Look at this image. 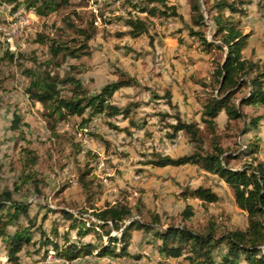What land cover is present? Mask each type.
I'll list each match as a JSON object with an SVG mask.
<instances>
[{
    "label": "trees",
    "instance_id": "1",
    "mask_svg": "<svg viewBox=\"0 0 264 264\" xmlns=\"http://www.w3.org/2000/svg\"><path fill=\"white\" fill-rule=\"evenodd\" d=\"M2 2L13 3L14 9L24 4L27 9H34L40 17H48L72 5L70 0H0V4ZM251 2L252 0H188L191 15L188 22L178 10L177 3L170 0H124L125 4L131 6L127 15H117L106 20L109 24L114 20L123 23L126 30L119 31V37L138 38L148 35L153 38L151 27L154 25V17L162 20L179 19L183 25L177 31L186 29L204 53H224L223 59L216 61L213 80L201 81L205 88L211 87V91L202 100L201 120L183 119L179 110L174 114L159 113L162 120H167L168 116L174 118V121L168 123L170 131L166 133L167 137L174 141L183 133L193 146V151L172 156L153 150L145 155L144 163L161 168L191 165L208 174L217 175L233 189L236 205L247 214L246 227H228L211 217L201 229L192 228L186 222L193 219L195 206L189 202L180 212L181 223H176L173 217L164 218L157 210L147 207L143 198L144 189L140 190V195L133 203L124 197L115 202L106 201L103 205H97L95 198L101 185L94 173L92 161L98 155L88 150L85 154L87 160L81 166L78 155L83 149L81 144H75L74 160L78 164L77 180L84 193L83 206L78 212L65 207L49 209L51 212L61 213L65 221H69V226L63 233L62 242L58 240L60 232L57 226L50 231L42 230V236L37 240L32 231L35 221L29 217L30 204L14 198L15 191H19L25 183L33 184L41 192V179L35 169L39 154L25 146L21 148L23 168L20 181L15 183L13 190L0 191V236L6 244L8 260L18 264L21 260L20 253L25 248H37L38 253L40 246L46 248V253L52 250L58 258L70 262L87 255L117 258L133 256L139 259L141 255H134L129 247L133 233L141 231L152 233L150 242L165 260L183 257L188 264H264V158L260 156L263 139L255 134L247 143H239L238 149L231 150L223 146V135L218 129V118L222 113L227 115L226 128L233 121H249L245 122L242 135L259 128L264 119V113L248 117L242 110L245 105L264 108V57L255 59L245 54L252 33L243 29L241 17L247 14L245 6ZM262 5L264 6V0ZM98 17L99 15L93 14L92 19L86 20L75 9L64 14V27H61L60 35L38 34V40L48 46L50 57L43 62L34 58L22 70L29 80L25 92L33 101L42 103L51 138L59 144H62L61 139H67L68 136L59 132L58 124L73 116L81 117L79 126L82 129L87 128L94 117L100 116L112 129L131 134L128 127H120L113 121L129 118L134 110L131 108L132 104L120 107L113 100L120 89L138 84L137 79L129 72L119 71L117 80L105 84L95 93L78 76L89 70L82 63L70 64V69L76 73L70 72L65 76L55 74V69L68 60L78 61L92 54L90 42L99 31L96 23ZM210 26L211 37L203 29ZM177 38L183 41L181 36ZM7 59H14V54L9 50H5L0 57V63ZM240 93L241 96H238ZM164 96L167 104L175 107L172 94L167 92ZM133 105L139 106L137 103ZM23 125L22 116L18 111L14 112L11 128L19 131L25 139ZM94 136L104 141L106 147H110V142L103 136ZM239 160H243L241 166L232 164ZM181 195L185 200L199 199L205 207L220 200L213 187L203 184L186 186ZM22 216L27 217L28 223L21 222ZM11 226H15L12 232L9 231ZM89 236L93 239H87Z\"/></svg>",
    "mask_w": 264,
    "mask_h": 264
},
{
    "label": "rangeland",
    "instance_id": "2",
    "mask_svg": "<svg viewBox=\"0 0 264 264\" xmlns=\"http://www.w3.org/2000/svg\"><path fill=\"white\" fill-rule=\"evenodd\" d=\"M70 1L72 5L64 11L52 13L48 17L39 16L38 21L34 20L32 31L26 39L27 47L20 51L17 57L14 56L13 60H2L0 63V191L13 190L15 183L21 179V148L29 146L36 150L39 161L35 169L41 179V192H38L33 184L25 183L14 193L15 199L30 204L29 217L35 221L32 228L34 238L39 240L42 230L50 231L52 227L57 226L60 232L58 240L62 242L69 221H65L61 213L51 212L49 209L65 207L78 212L83 206L84 193L77 180L78 164L74 160L75 144H81L83 149L78 155L81 166L87 160L85 154L88 150L98 155V158L92 161L94 173L101 185L95 198L97 205H103L106 201L115 202L124 197L133 203L140 195V190L144 189L143 198L147 207L157 210L164 218L173 217L176 223H181L180 212L189 202L195 206L193 219L186 222L192 228L201 229L211 217L228 227H246L247 214L236 205L233 189L217 175L208 174L191 165L161 168L144 163L145 155L153 150L172 156L193 151V146L183 133L174 141L167 137L166 133L170 131L168 123L174 121V118L168 116L167 120H162L159 113L174 114L179 110L183 119L201 120L202 100L208 91H211V87L205 88L201 81L213 80L216 61H221L224 53H204L186 29L177 31L183 24L179 19L173 18L162 20L154 17V25L151 27L153 38L148 35L138 38L119 37L117 33L126 30L123 23L114 20L109 24L106 20L117 15H127L131 6L125 4L124 0ZM170 1L177 3L178 10L183 13L186 21L190 22L188 0ZM262 2L263 0H252L245 6L247 14L241 17L243 29L252 33L245 54L255 59L264 57ZM72 9L77 10L86 20L92 19L93 14L99 15L96 22L99 31L90 42V56L78 61L68 60L63 66L55 69V74L65 76L70 72L76 73L70 69V64L82 63L83 67H88L89 70L79 73L78 76L90 91L95 93L105 84L117 80L119 71L129 72L137 79L138 84L120 89L115 93L113 100L120 107L132 104L131 108L134 110L129 118L113 121L120 127H128L131 134L112 129L100 116L94 117L87 128L82 129L79 126L81 117L73 116L58 124L59 132L68 136L67 139H61L62 144H59L51 138V131L43 115V105L37 108L35 102L28 99L25 89L29 80L22 72L23 67L31 64L34 58L43 62L50 57L48 46L38 40V34L60 35V29L64 27L62 18ZM5 22L6 13L0 8V25ZM203 29L209 37L212 36L211 26ZM177 36H181L183 41ZM4 52V45L0 44V57ZM167 92L172 94L175 107L167 104L164 96ZM238 96H241V93ZM136 103L138 107L133 105ZM242 110L248 117L264 113V108L252 105H245ZM16 111L23 118L25 139L19 131L11 128ZM245 122L249 123L248 120L242 119L233 121L226 128L227 115L219 116L218 129L223 135V146L236 150L239 143L245 144L251 136L258 134L263 139L261 157L264 158V119L259 128L242 135L241 130L245 127ZM94 134L107 139L110 147H106L105 142ZM242 163L243 160L232 162L235 166H241ZM202 184L213 187L220 200L205 207L199 199L185 200L181 195L186 186L196 187ZM27 221V217H21L22 223L26 224ZM14 229L15 226H11L9 231ZM75 233L74 230V237ZM87 239L93 237L89 236ZM151 239L152 233H133L129 249L134 255H141L139 259L133 256L117 258L87 255L70 262L58 258L52 250L46 253V248L40 246L38 253L37 248H25L20 253L21 260L18 264H188L183 257L166 260L161 258L151 244ZM6 258V244L0 236V264Z\"/></svg>",
    "mask_w": 264,
    "mask_h": 264
},
{
    "label": "built area",
    "instance_id": "3",
    "mask_svg": "<svg viewBox=\"0 0 264 264\" xmlns=\"http://www.w3.org/2000/svg\"><path fill=\"white\" fill-rule=\"evenodd\" d=\"M0 8L1 11H5L7 20V22L0 25V34L2 35L0 36V43L4 45L5 50H9L17 57L19 52L27 47L26 39L32 31V23L34 20H39V15L34 9H27L25 6L14 9V4L9 2H2ZM28 99L33 101L30 97ZM34 102L37 108L42 104L39 101ZM66 124L68 125V123ZM1 264L16 263L9 262L6 258Z\"/></svg>",
    "mask_w": 264,
    "mask_h": 264
},
{
    "label": "crops",
    "instance_id": "4",
    "mask_svg": "<svg viewBox=\"0 0 264 264\" xmlns=\"http://www.w3.org/2000/svg\"><path fill=\"white\" fill-rule=\"evenodd\" d=\"M126 88H127V87H126ZM222 114H225V113H222ZM222 114H221V115H222ZM260 156H261V152H260ZM168 167H169V166H168ZM164 168H165V167H164Z\"/></svg>",
    "mask_w": 264,
    "mask_h": 264
}]
</instances>
